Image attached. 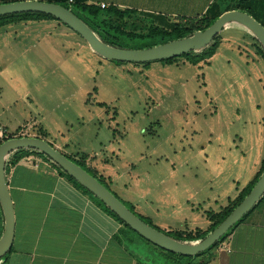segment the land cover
<instances>
[{
  "label": "rangeland",
  "instance_id": "rangeland-1",
  "mask_svg": "<svg viewBox=\"0 0 264 264\" xmlns=\"http://www.w3.org/2000/svg\"><path fill=\"white\" fill-rule=\"evenodd\" d=\"M67 7L79 14L74 6ZM130 15L131 18L121 21L115 18L113 22L121 31L141 36L128 42L131 47L162 40L150 36L152 27L163 28L168 21L182 22L159 14L131 12ZM199 17L194 18L200 22ZM39 22L23 21L0 29V97L3 100L12 102L15 92H27L26 104H41L46 111L53 109L47 116L48 123L63 130L72 123L77 126L78 119L85 125L90 118L94 119L88 124L94 127L102 124L116 129V139L128 138L143 130L145 136L148 133V145L155 151L152 159L165 160L166 156L171 161L184 156L186 165L182 172L186 173L187 182L215 178L214 188L222 196L226 193L227 198L220 201L221 207L214 213H220L234 202L239 192L257 176L264 158V73L261 72L264 58L254 38L248 39L251 43L242 39L244 29L236 25L225 28L212 60L193 66L185 59L176 58L168 63H151L145 68L141 64L110 62L97 55L87 58L85 51L74 53L76 42L84 43L82 38L57 21L55 24L59 23L60 29ZM247 65L257 73L251 72ZM10 106V114L16 115V119L34 117L21 102ZM86 129L79 130L78 134L83 137L75 140L85 145L92 142L91 147L95 149L98 144L88 134L91 128ZM71 151L74 154L67 155L72 159L85 158L86 162L89 158L82 150ZM257 153L260 161L255 167ZM42 158L47 160L45 156ZM143 170L140 167L139 172ZM177 175L170 178L171 182ZM174 191L172 185H167V189L161 186L150 196L172 195ZM125 205L132 208L129 203ZM185 213L190 215L187 209ZM166 216L156 222L157 227L168 223ZM186 222L191 225L189 220ZM134 235L140 245L132 239L130 245L142 262L182 264L167 260L162 263V253Z\"/></svg>",
  "mask_w": 264,
  "mask_h": 264
},
{
  "label": "crops",
  "instance_id": "crops-1",
  "mask_svg": "<svg viewBox=\"0 0 264 264\" xmlns=\"http://www.w3.org/2000/svg\"><path fill=\"white\" fill-rule=\"evenodd\" d=\"M74 1L96 7L105 4L120 12L159 14L168 19H192L203 16L207 9L219 0ZM231 2L220 1V7ZM103 19L109 20V17ZM39 21L46 27L55 25L60 29V22L55 24L57 20ZM66 31L64 32L67 33ZM244 33L243 40L253 39L247 31ZM84 43H74V53L85 51L87 58L96 55ZM216 53L209 60H212ZM255 57L258 58L257 55ZM251 72L255 71L251 69ZM262 85L264 86L263 83ZM27 94L15 92L12 102L0 97V127L8 134H13V137L43 139L64 155H73L71 149L77 152L82 150V153L89 155L88 160L84 162L85 167L97 179L103 180L120 201L131 204L136 214L151 220L156 227V222L167 215L165 218L168 223L158 227L164 232L189 233L196 230L206 231L209 228L210 221L205 218L204 210L217 212L221 207L220 201L227 198L226 193L222 196L223 193H218L214 188L217 185L215 178L200 183L193 180L187 182L186 173L182 172L186 165L184 156L171 159L172 162L166 159V156L165 160L156 157L152 159L155 151L148 145V133L145 136L143 130L134 132L128 138L119 135L120 138L116 139V129L106 125L104 127L102 124H97L96 127L88 124L94 118L85 121V125L80 124L78 119L77 123L75 122L77 126L72 123L71 127L64 130L55 124L51 127L47 116L53 109L46 111L41 104H26ZM19 102L32 111L34 117L19 120L16 115L10 114V105ZM73 120L74 118L71 119ZM12 121L16 122L10 127ZM87 126L92 131L88 132L90 139L98 144L95 149L91 147L92 142L85 145L84 142L75 140H81L83 135L78 132ZM21 151L23 150L10 154L6 162V183L13 204L15 224L11 251L0 260V264H147L146 261H141L137 251L130 245L131 239L140 245L135 232L132 234L131 229L129 231L122 227L91 196L60 175L58 169L50 162L29 152L33 150H24L28 151L27 153ZM259 161L260 155L257 153L255 167ZM140 167L144 169L142 173L139 172ZM180 172L182 173L179 174ZM176 174V180L171 182L170 178ZM167 185H172L173 190L176 189L172 195H158V199L150 196L161 186L167 189ZM186 185L189 187L188 192ZM167 192L169 191H164ZM186 209L190 211L189 216H186ZM187 220L191 225L187 224ZM2 233L3 216L0 210V238ZM161 256L163 263L167 259L163 253ZM196 261L200 264H264V202L258 203L230 234Z\"/></svg>",
  "mask_w": 264,
  "mask_h": 264
},
{
  "label": "water",
  "instance_id": "water-1",
  "mask_svg": "<svg viewBox=\"0 0 264 264\" xmlns=\"http://www.w3.org/2000/svg\"><path fill=\"white\" fill-rule=\"evenodd\" d=\"M44 14L70 28L89 46L91 51L104 60L115 63L149 64L197 52L213 42L229 25L240 26L259 44L264 52V27L245 12L232 10L220 15L208 28L192 35L145 49H121L105 44L82 20L70 10L52 3L23 1L0 4V18L20 14ZM19 150L41 153L79 186L107 207L120 221L138 236L154 246L180 256H197L217 244L235 227L263 198L264 170L254 187L241 203L203 240L180 242L143 222L130 211L109 189L86 170L69 160L49 142L36 137H15L0 144V210L3 216V233L0 238V260L12 248L14 236V210L8 191L5 168L7 158Z\"/></svg>",
  "mask_w": 264,
  "mask_h": 264
},
{
  "label": "trees",
  "instance_id": "trees-1",
  "mask_svg": "<svg viewBox=\"0 0 264 264\" xmlns=\"http://www.w3.org/2000/svg\"><path fill=\"white\" fill-rule=\"evenodd\" d=\"M23 2L25 0H0V4H10V3H17V2ZM71 3L69 0H60L56 2H50V1H44L46 3H52L60 5L68 10H70L67 5L74 6V8L79 12V14L73 12L80 20H82L93 32H95L101 40L112 47H117L121 49H145L154 47L163 43H167L173 40L186 38L190 35H192L194 32L197 31H203L206 28H208L220 15H222L225 12L232 11V10H238L247 13L250 15L253 19H255L259 24H261L264 27V0H238L237 2H232L230 4H226L223 7L221 6L219 0L217 3H213L205 12L203 16H201V21H197L196 18L194 19H184V18H176V20L182 21L179 23L167 21L164 24L163 28H155L150 32V36L153 37H160L162 40L159 41H151L149 44H139L131 47L130 43L128 42H134V39H137L141 36L134 35L131 33L123 32L119 29L118 26H116L115 22L113 20L115 18H119L120 21L125 18H131V11H125L120 12L112 7H107L106 9H101L100 6H92V5H86L83 3L75 2L74 0ZM43 2V1H42ZM105 17H109V20L103 19ZM113 18V19H112ZM200 18V17H199ZM198 19V18H197ZM39 20H56L51 16L44 15V14H20V15H13V16H6L0 18V29L5 28L8 25L18 24L23 21H39ZM175 20V19H174ZM220 35L216 36L211 45L202 48L198 50L197 52H191L185 55H182L180 57H177V59H185L189 64L195 66L199 63L206 61L210 59L216 52L218 44H219ZM257 47L259 48V54H261L264 58V52L260 48V46L257 44ZM176 58L169 59L162 61V63H168ZM121 64V63H119ZM149 64H141L143 67L148 68ZM136 65V64H135ZM21 152H28V151H21ZM32 153H35L36 155H39L41 157H44L41 153L29 151ZM69 160L86 170L89 174L94 176L92 172L85 167L84 159L78 160L75 158H71L68 155H65ZM85 157V156H84ZM47 159V158H46ZM54 167H56L60 173V175L67 178L70 182H72L77 188L81 189L85 194L91 196L98 204L99 206L110 216H112L117 222L120 223V225L124 228H127L130 230L128 226H126L122 221H120L107 207H105L103 204H101L97 199H95L89 192H87L85 189H83L81 186H79L77 183L74 182L72 178H70L68 175L63 173L57 166H55L50 160L47 159ZM264 170V158L261 162L260 171L257 174V176L249 183L247 184L238 194L234 202L232 201L230 205H228L226 208H223L220 213H214L212 211L205 212L207 215V219L212 223L209 228L206 231L196 230L194 232H164L160 230L158 227L154 226L151 222V220L144 218L134 212L133 208H129L123 203L130 211L134 212L143 222H145L147 225L154 227L155 229L163 232L167 236L171 237L172 239H175L180 242H197L203 240L209 233H211L240 203L241 201L248 195V193L251 191V189L256 184L257 180L259 179L260 175L262 174ZM95 177V176H94ZM99 182L105 186L108 189V186L104 183L103 180L98 179ZM264 202V196L260 200L259 203ZM244 219V218H243ZM243 219L241 221H243ZM239 221L238 223H240ZM144 240V239H143ZM149 245H151L153 248L159 250L161 253H163L167 260L174 262L178 261L182 264H195L198 257H201L206 252H208L211 248L215 247L217 244L213 245L209 250L205 251L202 254H199L197 256L189 257V256H180L177 254H173L170 252H166L153 244L149 243L148 241L144 240ZM200 264V263H196Z\"/></svg>",
  "mask_w": 264,
  "mask_h": 264
},
{
  "label": "built area",
  "instance_id": "built-area-1",
  "mask_svg": "<svg viewBox=\"0 0 264 264\" xmlns=\"http://www.w3.org/2000/svg\"><path fill=\"white\" fill-rule=\"evenodd\" d=\"M69 2L71 3L72 1H69ZM100 8H101V9H106L107 6H106L105 4H100ZM20 137H26V136H20ZM11 138H15V137L10 136V135L7 133L6 130H4V129H2V128L0 127V144H2L3 142H5L6 140H9V139H11Z\"/></svg>",
  "mask_w": 264,
  "mask_h": 264
}]
</instances>
